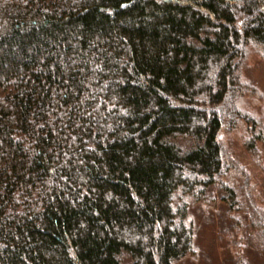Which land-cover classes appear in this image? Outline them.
Returning a JSON list of instances; mask_svg holds the SVG:
<instances>
[{
	"label": "trees",
	"instance_id": "obj_1",
	"mask_svg": "<svg viewBox=\"0 0 264 264\" xmlns=\"http://www.w3.org/2000/svg\"><path fill=\"white\" fill-rule=\"evenodd\" d=\"M253 57L264 0H0V264L196 262L198 217L251 264Z\"/></svg>",
	"mask_w": 264,
	"mask_h": 264
},
{
	"label": "rangeland",
	"instance_id": "obj_2",
	"mask_svg": "<svg viewBox=\"0 0 264 264\" xmlns=\"http://www.w3.org/2000/svg\"><path fill=\"white\" fill-rule=\"evenodd\" d=\"M246 74L250 76L258 85L259 90H264V64L256 57L248 63ZM247 105L254 108L259 113L264 111V101L253 99ZM263 110V111H262ZM233 148L236 156L249 168L255 178L257 188L262 193L264 189V179L262 172L257 165L253 164L252 158L246 152L242 142L235 140ZM200 224L199 245L203 252L196 262H185L184 264H233L232 252L229 250L225 240L219 236L217 227L211 223H206L198 217ZM247 259L251 264H264V252L248 250Z\"/></svg>",
	"mask_w": 264,
	"mask_h": 264
}]
</instances>
